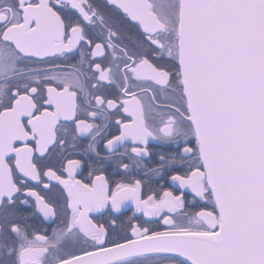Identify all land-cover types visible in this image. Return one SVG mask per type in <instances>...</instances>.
I'll return each mask as SVG.
<instances>
[{
	"label": "flooded vegetation",
	"instance_id": "obj_1",
	"mask_svg": "<svg viewBox=\"0 0 264 264\" xmlns=\"http://www.w3.org/2000/svg\"><path fill=\"white\" fill-rule=\"evenodd\" d=\"M147 1L143 29L106 0H0V264L212 231L180 81L178 0Z\"/></svg>",
	"mask_w": 264,
	"mask_h": 264
},
{
	"label": "water",
	"instance_id": "obj_2",
	"mask_svg": "<svg viewBox=\"0 0 264 264\" xmlns=\"http://www.w3.org/2000/svg\"><path fill=\"white\" fill-rule=\"evenodd\" d=\"M151 25L147 0H106ZM178 67L217 220L211 232H165L55 264L163 254L186 264H264V0H178ZM215 224V225H213Z\"/></svg>",
	"mask_w": 264,
	"mask_h": 264
}]
</instances>
